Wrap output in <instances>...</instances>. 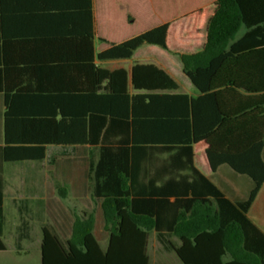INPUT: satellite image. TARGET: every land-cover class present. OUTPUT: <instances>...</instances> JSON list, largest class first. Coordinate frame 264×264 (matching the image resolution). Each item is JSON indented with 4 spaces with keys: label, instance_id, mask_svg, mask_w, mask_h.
Here are the masks:
<instances>
[{
    "label": "trees",
    "instance_id": "16d2710c",
    "mask_svg": "<svg viewBox=\"0 0 264 264\" xmlns=\"http://www.w3.org/2000/svg\"><path fill=\"white\" fill-rule=\"evenodd\" d=\"M218 2L205 49L180 55L184 74L200 96L179 92L180 85L153 65L136 66L134 87L145 88L138 84L136 74L150 69L154 72L150 90L155 93L135 96L133 118L116 120L112 112L103 109L105 101H114L115 73L100 69L96 61L130 59L145 45L167 49L169 24L96 54L93 0H0L4 81L14 75L33 77L35 63L29 59L34 57L27 60L19 51H40L39 78L54 84L35 88L28 79L27 85L22 82L6 87V96L41 93L59 101L58 114L55 111L48 120L52 133L42 139L11 138L7 113V147L2 163L41 161L48 144L93 147V198L102 202L106 223L113 227L109 231L108 264H149L151 232L162 244L165 238L180 241V246L172 247L179 264H264V233L248 216L264 184V137L239 153L207 151L213 171L227 167L248 178L244 199L229 197L194 164V144L208 138L222 124L223 116L228 118L209 89L211 77L225 59H237L232 82L235 90L252 98L264 97V0ZM243 29L245 34L238 38ZM107 80L110 83L102 88ZM108 87L111 95L100 93ZM70 99L79 101L81 108L71 110L67 105ZM83 101L89 102L85 109ZM117 129L124 133L117 134ZM153 155H168L167 167L175 168L179 178L172 176L171 182L159 183L157 176L148 186L137 183ZM3 232L4 182L0 169V251L6 250ZM73 238L86 242L94 236L91 230L79 227ZM53 241L57 238L44 228L43 264H51L48 251L50 254Z\"/></svg>",
    "mask_w": 264,
    "mask_h": 264
},
{
    "label": "crops",
    "instance_id": "0c3cea01",
    "mask_svg": "<svg viewBox=\"0 0 264 264\" xmlns=\"http://www.w3.org/2000/svg\"><path fill=\"white\" fill-rule=\"evenodd\" d=\"M93 7L96 54L155 27L169 24L167 49L145 45L137 49L130 59L96 61L100 69L109 74L115 73L114 101L103 103V109L110 114L112 112L114 119H132L134 97L155 93L150 90L151 84L154 85V72L150 69H141L136 74L138 84L145 88L134 87L136 66L153 65L180 85L179 92L192 97L200 96V92L184 74L180 55H193L205 49L210 22L219 9L218 0H93ZM245 32L243 29L238 38ZM19 54L26 56L27 60L28 57H34L29 60L34 61L36 74L33 77L31 74L10 76L6 82L0 59V169L4 182L3 241L6 246V250L0 251V264H43L44 228L57 238V241H53L50 254L48 251L51 264H108L109 231L113 227L106 223L102 202L93 198V147L48 144L45 146V159L41 161L2 163L3 149L7 147L8 112L9 136L17 140L42 139L52 133L48 120L55 111L57 114L59 112L56 105L59 101L41 93L34 96H6V87L18 86L22 82L27 85L28 79L32 80L30 85L35 88L54 85L52 82L44 83L39 78L40 51H19ZM236 67V58L225 59L211 77L210 92L216 95L219 110L223 115L227 114L228 118L223 116L222 124L208 138L194 144L193 149L195 167L205 177L229 197L244 199L248 193V179L236 175L227 167L213 171L207 158L208 150L239 153L264 137V97L252 98L233 88ZM109 83L110 80L105 81L102 88ZM100 93L111 95L109 87L106 92L102 89ZM70 100L67 105L71 110L81 108L79 101ZM144 103H148V100ZM88 104L83 101V108ZM106 118L110 119L111 116L108 114ZM57 119H60L59 115ZM32 120L36 123L32 124ZM116 133L122 134L124 130L117 129ZM167 158L168 155L158 158L153 155L152 161L143 167L142 175L136 178V182L148 186L156 181L157 176L159 183L171 182L172 176L178 179L180 174L176 169L167 167ZM166 168L169 172H164ZM173 199L174 196H171ZM248 216L264 233V184ZM79 227L91 230L94 239L86 242L74 239ZM32 228L36 231L33 241H20L25 237L30 238L22 233ZM5 232H19L20 235L18 240L8 245L4 240ZM151 236L156 238L153 243ZM178 246V239L165 238L162 244L156 233L151 232L147 245L149 264H179L180 259L172 250V247ZM152 248H155L153 254ZM117 259L115 256L114 260Z\"/></svg>",
    "mask_w": 264,
    "mask_h": 264
},
{
    "label": "rangeland",
    "instance_id": "374dc122",
    "mask_svg": "<svg viewBox=\"0 0 264 264\" xmlns=\"http://www.w3.org/2000/svg\"><path fill=\"white\" fill-rule=\"evenodd\" d=\"M97 43V46H99V40L96 41ZM98 50H99V47H98ZM248 179V178H247ZM35 201H31V203H33ZM23 235L24 234H27L30 236V238L28 237H25V238H22L20 241H22L23 243L25 242H31L33 241L32 239L35 238V234H36V231L34 228L30 229V230H27V232H23L22 233ZM19 235L20 233L17 232V233H9V232H5L4 234V240L5 242L8 244V245H11L12 242H14L15 240H18L19 238ZM151 240H152V243L156 241V238L154 236H151ZM157 249L160 250V246L157 244ZM153 252H155V248H152V254Z\"/></svg>",
    "mask_w": 264,
    "mask_h": 264
}]
</instances>
